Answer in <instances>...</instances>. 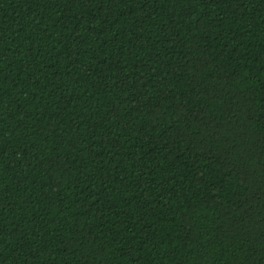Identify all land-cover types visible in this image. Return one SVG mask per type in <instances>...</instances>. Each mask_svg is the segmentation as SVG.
<instances>
[{
  "label": "trees",
  "instance_id": "obj_1",
  "mask_svg": "<svg viewBox=\"0 0 264 264\" xmlns=\"http://www.w3.org/2000/svg\"><path fill=\"white\" fill-rule=\"evenodd\" d=\"M0 264H264V0H0Z\"/></svg>",
  "mask_w": 264,
  "mask_h": 264
}]
</instances>
